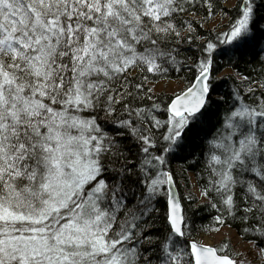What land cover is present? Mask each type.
I'll list each match as a JSON object with an SVG mask.
<instances>
[{"label":"snow or ice","instance_id":"obj_1","mask_svg":"<svg viewBox=\"0 0 264 264\" xmlns=\"http://www.w3.org/2000/svg\"><path fill=\"white\" fill-rule=\"evenodd\" d=\"M232 7L0 0V264H237L205 211L264 257V0Z\"/></svg>","mask_w":264,"mask_h":264},{"label":"rangeland","instance_id":"obj_2","mask_svg":"<svg viewBox=\"0 0 264 264\" xmlns=\"http://www.w3.org/2000/svg\"><path fill=\"white\" fill-rule=\"evenodd\" d=\"M237 0H228L226 3L227 8H233ZM220 20L219 15L216 18L218 23ZM228 23L227 17L224 18V24ZM211 27V24H209ZM230 73L229 70H225L222 74ZM180 87H183V83L177 80H162L157 85V91L163 92L165 94H170L173 90H178ZM190 182L193 185L192 191L199 195L198 188L195 185L194 176L190 175ZM197 240L201 241L204 244H210L212 246H225L227 245L231 250L232 257L237 261V264H262L264 262V257H261L259 252L253 249V246L246 241H243L238 234L228 227H222L219 232H208L201 233L196 237ZM227 241V244H224Z\"/></svg>","mask_w":264,"mask_h":264},{"label":"trees","instance_id":"obj_3","mask_svg":"<svg viewBox=\"0 0 264 264\" xmlns=\"http://www.w3.org/2000/svg\"><path fill=\"white\" fill-rule=\"evenodd\" d=\"M227 1L228 0H219L220 4L225 9H227L230 13L231 12H234V8H227L226 7ZM227 19H228V17H227ZM245 59H247V58H245ZM226 65H227V57L225 56V57H223L218 62V65H217V67L220 69L219 74L221 76H229V75H232L235 70H239L240 72H242L244 74H251L253 77H255L258 74V72H259V67L258 66H256L257 71L256 72H253L252 71L253 65H246L243 61L240 64L237 65L236 69H233L232 67L226 66ZM225 70H229L230 73H228V74H222ZM171 80H176L175 76H173ZM222 90H227V89L225 88V89H222ZM172 167H173L174 172L176 173L175 179H176V181H177V183L179 185V191L181 193H183V194H187V192L190 191L194 196L199 197V195H196L192 191L193 185H191V182H190V175H192L195 178V182H196L195 185L198 188V178L196 176L195 171L190 168L188 171L183 172L181 170V165H180L179 162H174L173 165H172ZM211 224H212V221H211V213H209L208 211H205L203 213H198L196 215V217H195L196 237L199 234H201V233H208V232H203L201 229H202L203 226H209ZM224 227H227V226H224ZM232 229L237 233V230L235 228H232ZM209 232H215V231H209ZM241 239L243 241H246L243 238H241ZM226 242L227 241H225L224 244H227ZM219 247H224V246H219ZM227 249H228L229 254H232V252H231V250L229 249L228 246H227ZM262 264H264V262Z\"/></svg>","mask_w":264,"mask_h":264}]
</instances>
